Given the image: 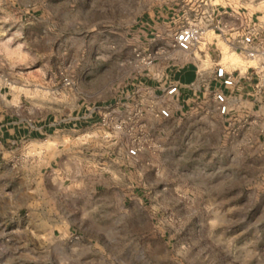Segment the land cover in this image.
<instances>
[{
	"label": "rangeland",
	"instance_id": "1",
	"mask_svg": "<svg viewBox=\"0 0 264 264\" xmlns=\"http://www.w3.org/2000/svg\"><path fill=\"white\" fill-rule=\"evenodd\" d=\"M164 1L0 0V75L17 114L74 122L166 162L146 163L144 182H131L129 172V182L121 183L130 208L132 196L143 197L142 219L130 212L117 242L97 235L79 258L71 249L64 257L71 264H264V100L255 107L236 102L218 160L216 139L194 127L174 146L147 124L170 99L152 98L139 84L155 59L138 29L158 20ZM212 2L264 16V0ZM21 259L32 256L20 250L9 264Z\"/></svg>",
	"mask_w": 264,
	"mask_h": 264
},
{
	"label": "crops",
	"instance_id": "2",
	"mask_svg": "<svg viewBox=\"0 0 264 264\" xmlns=\"http://www.w3.org/2000/svg\"><path fill=\"white\" fill-rule=\"evenodd\" d=\"M184 4L176 8L172 0L162 2L158 20L142 21L138 29L145 49L155 59L139 84L153 93L152 98L161 94L170 99V118H148L147 124L157 135L168 134L174 146L183 132L194 127L208 140L216 139L218 160L226 124L231 125L238 113L236 102L255 107L264 100L257 93L258 76L264 71V16L221 10L206 0L201 40L192 50L183 51L173 46L175 34L187 18L195 17V3L184 0ZM251 26L258 32L252 49L260 52L254 58L241 51L239 44ZM219 65L234 77L233 86L227 87L216 76ZM172 85L178 89L170 94ZM5 87L0 75V252L4 263L27 250L32 259H21L23 264H71L64 250H73L79 258L84 245L90 250L97 243V235L117 242L130 212L138 219L145 214L143 197L132 196L136 205L131 208L124 203L128 198L119 193L121 183L129 182V172L131 182H144L145 164H166L164 157L154 160L156 152L133 157L122 138L82 131L74 122L67 126L21 116ZM217 91L229 97L228 113L218 110Z\"/></svg>",
	"mask_w": 264,
	"mask_h": 264
},
{
	"label": "built area",
	"instance_id": "3",
	"mask_svg": "<svg viewBox=\"0 0 264 264\" xmlns=\"http://www.w3.org/2000/svg\"><path fill=\"white\" fill-rule=\"evenodd\" d=\"M206 0H189V2L195 3V17L187 18L182 24H180L173 41V46L179 48L183 51L192 50L201 40V37L204 33L203 24L206 21L205 15L207 12L203 8V4ZM257 28L255 26L248 27L240 40V49L248 57L254 58L258 55V51L252 49V44L255 36L257 35ZM263 53V52H262ZM263 72V71H262ZM216 76L222 78L223 84L227 87L234 85L235 80L231 75H227L225 67L219 65L216 69ZM259 80L257 82V91L261 94L264 93V77L259 74ZM177 85H172L168 93L172 94L177 91ZM215 99L218 103V110L220 113H228L230 109L229 97L223 92H215ZM160 115L167 117L170 115L168 108H162L159 111ZM129 155L135 157L139 153V148L132 147L128 150Z\"/></svg>",
	"mask_w": 264,
	"mask_h": 264
}]
</instances>
